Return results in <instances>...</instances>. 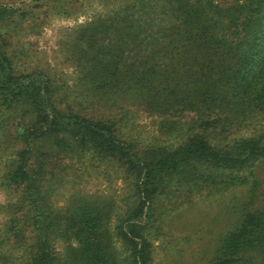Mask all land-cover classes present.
<instances>
[{
	"label": "rangeland",
	"instance_id": "374dc122",
	"mask_svg": "<svg viewBox=\"0 0 264 264\" xmlns=\"http://www.w3.org/2000/svg\"><path fill=\"white\" fill-rule=\"evenodd\" d=\"M197 1L0 0V7L9 11L0 24V41L16 74L45 75L59 110L110 120L121 138L141 151L174 149L197 131L194 114L149 113L135 91L102 87L100 74L105 71L95 61L102 56L90 45L99 40L114 58L124 56L131 63L146 58L156 43L168 39L176 9ZM210 1L230 8L237 0ZM146 45L149 50L144 51ZM28 120L23 111L0 106V264H24L23 250L34 251V213L28 201L24 208L19 204L25 201L24 187L11 185L9 179L22 151L30 152L28 172L42 196L43 214L58 225L54 231L50 222L47 237L56 264H86L75 234L82 232L81 221L88 225L95 219L110 237L108 258L116 256L126 263L129 251L116 239L114 229L134 206L129 176L116 162L81 149L70 137L47 135L25 141ZM254 126L233 125L229 139L264 129V116ZM239 174L247 184L232 179L222 183L218 178L216 185L204 183L196 192L173 191V184L169 194L156 198L147 232L151 245L147 264H214L224 257L227 236L237 233L244 220L264 205V159Z\"/></svg>",
	"mask_w": 264,
	"mask_h": 264
},
{
	"label": "trees",
	"instance_id": "16d2710c",
	"mask_svg": "<svg viewBox=\"0 0 264 264\" xmlns=\"http://www.w3.org/2000/svg\"><path fill=\"white\" fill-rule=\"evenodd\" d=\"M176 11L168 39L156 43L146 58L131 63L124 56L114 58L99 40H91L90 45L102 56L99 61L95 58L105 71L100 74L102 87L135 91L149 113L194 114L197 131L174 149L141 151L135 143L124 141L110 120L59 110L45 75L16 74L0 41V106L26 114L24 140L70 137L81 149L116 162L131 180L134 206L114 229L116 239L129 251L127 262L108 258L111 240L95 219L88 225L81 221V233L73 231L86 264H147L151 247L147 232L156 198L169 194L171 187L196 192L204 183L216 185L218 178L226 179L222 183L232 179L245 185L247 178L239 172L264 159L263 127L252 136L229 139L233 125L251 127L264 116V0H237L230 8L198 0ZM8 16L9 11L0 7V24ZM29 154L19 152L9 174L10 184L26 191L25 201L19 204L24 208L28 201L34 213V251L23 250L24 264H56L47 239L53 221L43 214L42 196L29 175ZM256 213L244 220L237 233L227 236L222 245L225 255L214 264H264V205ZM53 228L58 230V225Z\"/></svg>",
	"mask_w": 264,
	"mask_h": 264
}]
</instances>
